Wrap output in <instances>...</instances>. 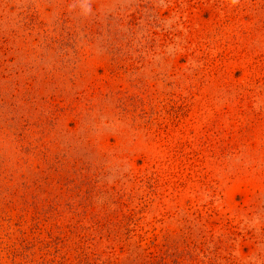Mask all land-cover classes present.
Returning a JSON list of instances; mask_svg holds the SVG:
<instances>
[{
	"label": "rangeland",
	"instance_id": "obj_1",
	"mask_svg": "<svg viewBox=\"0 0 264 264\" xmlns=\"http://www.w3.org/2000/svg\"><path fill=\"white\" fill-rule=\"evenodd\" d=\"M264 264V0H0V264Z\"/></svg>",
	"mask_w": 264,
	"mask_h": 264
},
{
	"label": "trees",
	"instance_id": "obj_2",
	"mask_svg": "<svg viewBox=\"0 0 264 264\" xmlns=\"http://www.w3.org/2000/svg\"><path fill=\"white\" fill-rule=\"evenodd\" d=\"M134 261L137 264H166V258L164 254H152L151 252H147L145 250L140 251L135 257Z\"/></svg>",
	"mask_w": 264,
	"mask_h": 264
}]
</instances>
